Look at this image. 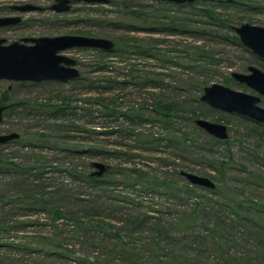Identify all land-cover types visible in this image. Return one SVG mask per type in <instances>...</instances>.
Returning <instances> with one entry per match:
<instances>
[{
    "label": "rangeland",
    "instance_id": "obj_1",
    "mask_svg": "<svg viewBox=\"0 0 264 264\" xmlns=\"http://www.w3.org/2000/svg\"><path fill=\"white\" fill-rule=\"evenodd\" d=\"M54 1L0 0V17L23 18L0 28V38L11 44L99 37L116 48L65 52L77 60L80 76L73 80H0V107L8 108L0 136L20 134L0 144V264H57L37 251L60 252L68 242L81 253L78 240L87 237L77 236L69 217L54 214L60 209L81 218L74 211L80 200L91 218H81L86 230L100 217L106 232L127 244L108 264H175L174 258L176 264H264V124L200 102L204 88L221 84L260 97L264 108V96L232 77L250 67L264 71V60L235 31L219 27L234 20V28L264 27V0H114L64 14L15 10ZM161 102L172 104L170 119L160 117ZM198 120L225 125L228 139L210 135ZM172 137L178 146L169 145ZM95 163L107 170L99 177L104 183L93 186L87 176L98 171ZM183 172L209 178L214 192L189 187ZM214 226L218 245L208 241ZM12 245L31 253L11 251Z\"/></svg>",
    "mask_w": 264,
    "mask_h": 264
},
{
    "label": "water",
    "instance_id": "obj_2",
    "mask_svg": "<svg viewBox=\"0 0 264 264\" xmlns=\"http://www.w3.org/2000/svg\"><path fill=\"white\" fill-rule=\"evenodd\" d=\"M87 3H105L107 0H84ZM175 4H189L198 1H229L235 0H161ZM59 5L52 7L58 12H66L70 9L68 0H58ZM56 7V8H55ZM39 7L27 5L18 7L22 12L36 10ZM20 17L0 18V27L15 25L21 21ZM241 43L259 58L264 59V27L242 24L235 27ZM31 43V44H29ZM93 49L111 52L116 44L106 38L87 36H58L23 39L22 42L14 41L8 44L5 39L0 38V80L12 82H42L46 80L68 81L80 76L77 69V60L66 56L64 53L73 49ZM239 83L246 84L260 95L264 96V72L256 67H250L249 73L232 74ZM201 100L210 107L228 113H235L258 123H264V108L259 104L261 98L255 95L235 91L221 84H213L204 89ZM7 108L0 107V123ZM197 125L210 135L226 140L229 137L225 125L198 120ZM20 138V134L13 133L0 136V144H5ZM93 166L98 169L93 176L102 177L107 170L101 163ZM190 183L209 189L216 187L215 183L207 177L192 173H182Z\"/></svg>",
    "mask_w": 264,
    "mask_h": 264
},
{
    "label": "trees",
    "instance_id": "obj_3",
    "mask_svg": "<svg viewBox=\"0 0 264 264\" xmlns=\"http://www.w3.org/2000/svg\"><path fill=\"white\" fill-rule=\"evenodd\" d=\"M203 4H208V2H203ZM238 4H239V1H238V3H235L234 6H238ZM219 5H221V3H219ZM235 22H236V20L231 21L230 24H228L227 26L224 24H221V26L219 25V27L222 29H226V30L230 31V34H231L234 32V23ZM170 29H171L170 33H176L174 31L175 30L174 28H170ZM186 31L189 32L188 28H186ZM211 34H215V33L211 32ZM218 37H219V34H218ZM228 37L229 36L222 35L220 38L226 39ZM236 39L238 41H240V38L238 36ZM200 59H201V57H200ZM202 59H203V61L205 60L204 54H203ZM200 102H201V100H200ZM157 108H158L159 113L161 115L160 117H162L163 119L164 118L170 119V117L172 116V113L174 112L172 109V104H167V103L161 102V104H159V106ZM168 121H170V120H167L166 123H168ZM154 140L157 141V139H154ZM159 140L160 139H158V141ZM149 141L152 142L151 140H149ZM168 142H170L169 145H175L176 144L178 146V144H180V142H176V139L174 137L170 138ZM78 153L79 152H77V154ZM229 159L231 160L232 158L229 157ZM142 176L146 177L147 174L144 173ZM87 178L91 181V184H93V186L95 185L96 182L104 183V179L93 176L92 173L88 174ZM189 187H196L197 188L199 186H196V185H193L192 183H189ZM209 190L211 192H214L215 188L209 189ZM79 204H80L79 208H75L74 211L76 212V214H80L82 219L87 220L88 216L85 215V210H86L85 208L87 207V204H85V200H80ZM200 204L201 203L198 202L196 204L197 208H194V209L195 210L198 209ZM76 207H77V205H76ZM59 210L60 209L54 210V214H59L60 216L63 215V216L69 217L71 220H73V223L76 225V228L79 229V230H77V236L79 238H81L83 236L87 237V240H84V241L78 240L82 252L79 253L77 250H75L76 244H72L71 242H68L62 250H60V248L63 246L62 244L56 245V247H58L57 249H59L60 252H52V253L47 252L46 254L42 255L41 251L39 250V251H37L39 253L38 257L42 256L46 259H50V257L56 258V260L58 261L57 264H108L109 261L110 262H113V261L116 262L117 259H120L119 255H122V254H117L115 251L120 250V249H117L118 247H120V245L123 247V249H125L127 244L123 241V238L118 236V234H110L109 233L110 234L109 235L106 232L105 229L107 228L108 225L105 223V219H102L100 217H96V219H101V220L98 222H95V218H94L93 221L90 222L91 225L93 224L92 227H90L88 230H86L85 227L83 226V223L86 224V221H83L81 218L78 219L76 216H74L72 214H64V212L62 210H60V211ZM57 217H59V216H57ZM88 218H90V217H88ZM141 221L144 222V219ZM129 222L131 225L137 224L136 219L135 220H129ZM101 229H103L105 231L102 232ZM136 229H137V226H136ZM210 231L211 232L209 235H210L211 239L208 240L209 243L218 245L220 233L216 232L215 226L213 228H210ZM107 242L114 243V244H113V247H111V250L109 249L108 252H105ZM10 245L11 244H8L7 246H10ZM109 246H111V245L109 244ZM15 247H17V248H15ZM8 248H11V247H8ZM107 248H109V247L107 246ZM10 250L14 251L16 253H27V252L31 253L30 251H25L24 249H21L20 246H13L12 245V248ZM89 250L92 253H95V252L99 253L100 257L97 256L95 258H91V256L89 255ZM77 254H80V256L76 257L75 255H77ZM124 258H125V256L123 257V259ZM141 258H143V257H141ZM174 260H175V264L180 262L176 258H174ZM42 263L46 264V262H42ZM47 264H52V263L49 262Z\"/></svg>",
    "mask_w": 264,
    "mask_h": 264
},
{
    "label": "flooded vegetation",
    "instance_id": "obj_4",
    "mask_svg": "<svg viewBox=\"0 0 264 264\" xmlns=\"http://www.w3.org/2000/svg\"><path fill=\"white\" fill-rule=\"evenodd\" d=\"M69 1V3H68V6L70 7V9L68 10V11H66V12H58V11H56V10H54V9H52V7H54V6H56V5H59V3H58V0H55L54 1V3L49 7V8H43V7H39V6H37V7H39L38 9H36V10H31V11H27L26 13H30V12H43V11H45V10H48V9H50L51 11H53L54 13H56V14H64V13H69V12H71V11H74V12H78V11H80V8H79V6L80 5H82V4H85V5H88V6H96V5H109V4H111V3H113L114 2V0H107L105 3H87L86 1H84V0H68ZM34 6V5H33ZM19 6H17L16 8H15V10L18 8ZM56 8V7H55ZM8 17H12V16H6V17H0V18H8ZM23 21V18L21 19V21L19 22V23H21ZM10 26H12V25H7V26H3V27H0V28H7V27H10ZM24 39H26V38H24ZM23 40V39H22ZM22 40H20V42H22ZM29 44H31V43H29ZM86 50H90V49H86ZM115 50V49H114ZM113 50V51H114ZM113 51H111V52H113ZM251 53H253L252 51H251ZM255 56H256V58H258V59H261V58H259L255 53H253ZM262 60H264V59H262ZM264 72V71H263ZM8 109V108H7ZM6 109V110H7ZM5 110V111H6ZM264 124V123H263ZM19 139V138H18Z\"/></svg>",
    "mask_w": 264,
    "mask_h": 264
}]
</instances>
